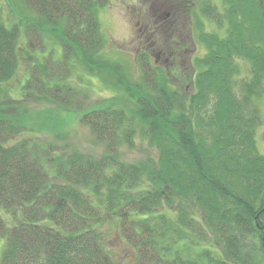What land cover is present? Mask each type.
<instances>
[{
    "label": "trees",
    "instance_id": "obj_1",
    "mask_svg": "<svg viewBox=\"0 0 264 264\" xmlns=\"http://www.w3.org/2000/svg\"><path fill=\"white\" fill-rule=\"evenodd\" d=\"M6 1L15 17L0 0V264H117L107 223L135 264H264V0H159L178 4L169 17H190L206 48L179 80L177 64L155 65L147 53L141 79L110 57L99 17L109 0ZM22 30L32 61L16 98L6 82ZM79 70L89 81L109 75L115 87L78 109L104 146L99 156L68 144L55 153L40 133L59 129L58 109L25 99L75 105ZM137 141L150 151L126 159Z\"/></svg>",
    "mask_w": 264,
    "mask_h": 264
},
{
    "label": "rangeland",
    "instance_id": "obj_2",
    "mask_svg": "<svg viewBox=\"0 0 264 264\" xmlns=\"http://www.w3.org/2000/svg\"><path fill=\"white\" fill-rule=\"evenodd\" d=\"M213 1L222 7V0ZM14 2H18V0H14ZM197 2L199 3V0H197ZM158 3L159 0H109V3L99 10V17L103 29L109 39L108 52L110 53V57H112L113 60L125 62L126 69H128V76L133 79H141L140 76L142 75L141 63L138 56L142 51L140 48H143V45H141L143 38L135 40L142 26L140 14L144 12L152 17V10L150 9H158ZM2 5L5 16L11 14L15 17L6 0H2ZM168 5L169 4L162 7V10L167 11ZM160 11H157V13ZM154 17L155 15L152 18ZM167 20L168 21L165 19L164 25L159 28L156 37H146L143 43L147 44V47L155 49V53L159 50L162 51L163 56H160L158 59H156L155 56H151L150 59L153 64L166 66L174 63L178 65L177 73L179 74L175 79L179 80V77L185 72L193 74V60L197 56H203L206 52V48L204 44L195 37L193 21L190 17H181L178 15L176 17H169ZM206 23V28L208 30L213 29L219 31L215 22L206 19ZM26 41L27 35L25 31L22 30L19 44V67L14 78L6 82V86L11 89L12 93H15L14 97L16 98H22V95L18 93V89L21 83L24 82L23 80L28 74L29 64L32 61L25 49ZM50 43V46H55L53 42ZM56 45L57 46L50 49H53L55 58H61L63 55L62 46L58 42H56ZM173 50L174 57L170 55V52ZM40 52V54H48L46 51ZM244 64L245 63H243V73L239 75V79L248 72V64L246 63L245 67ZM79 73V75L74 74L71 81L74 86L80 89L82 97L80 96L79 102L73 106L66 108L56 107L57 105L54 103L48 102L44 98L33 97L32 95L26 96L25 99H27L26 101L33 109L44 107L52 108L55 111L58 109L59 116L62 117L63 120V123H60L59 129L52 130V133H48L47 131L40 133L43 137L51 139V141L57 145L55 149L53 148L55 153H59L62 148L61 146L68 144L71 147H79L83 151L99 156L102 154L104 146L95 139L90 128L79 121L81 112L78 109L83 106L85 108L90 107L93 104H98L100 100L110 97L115 94L113 91L114 89H112L115 87L109 75H106V77L104 75L90 76L89 81V76H87L86 80L78 78L80 75H87L83 70H79ZM188 82L190 84V79ZM83 93H85V95H83ZM259 104L264 114V97L259 101ZM53 119L55 118L45 119L41 125L50 122L55 123ZM44 129L47 130V126H44ZM257 139L258 148L261 154L264 155V123L260 125L257 130ZM125 151V158L133 160L144 156L147 151H150V148L141 141H137L136 147L132 149L125 148ZM105 228L107 246L116 259V263L135 264V252L118 234L116 224L107 223ZM2 247L3 242H0V255L2 253Z\"/></svg>",
    "mask_w": 264,
    "mask_h": 264
},
{
    "label": "flooded vegetation",
    "instance_id": "obj_3",
    "mask_svg": "<svg viewBox=\"0 0 264 264\" xmlns=\"http://www.w3.org/2000/svg\"><path fill=\"white\" fill-rule=\"evenodd\" d=\"M168 3V1H162L161 3L157 4L158 9L152 10V17L155 15L154 18H152L151 16H149L148 14L142 12L140 14V18L142 19V26L140 28V33H138V37L135 40H140L143 38L141 45H143V48H140V50H142L141 52L147 53L151 56H155L156 59H158L160 56L162 57V51L159 50L157 51V55L155 53V49H153L152 47H147V44H144L143 42L145 41L146 37H156L157 36V32L159 30V28H161L164 25L165 19L166 21L167 18L171 15V9L172 8H177L176 3L175 4H169L168 5V12L162 10V7L166 6ZM161 10V11H160ZM157 11H160L157 13ZM167 12V13H166ZM139 51V50H138ZM171 55V52H170Z\"/></svg>",
    "mask_w": 264,
    "mask_h": 264
}]
</instances>
